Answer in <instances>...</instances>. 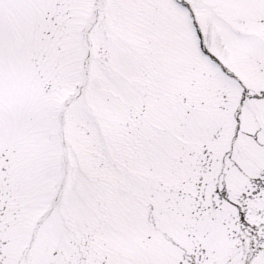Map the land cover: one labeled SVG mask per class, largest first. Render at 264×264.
Returning <instances> with one entry per match:
<instances>
[{"label": "snow or ice", "instance_id": "snow-or-ice-1", "mask_svg": "<svg viewBox=\"0 0 264 264\" xmlns=\"http://www.w3.org/2000/svg\"><path fill=\"white\" fill-rule=\"evenodd\" d=\"M0 264H264V0H0Z\"/></svg>", "mask_w": 264, "mask_h": 264}]
</instances>
